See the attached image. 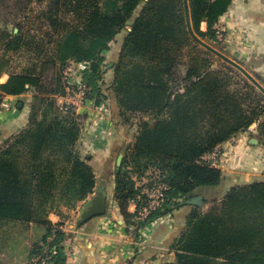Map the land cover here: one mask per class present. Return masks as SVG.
Masks as SVG:
<instances>
[{"label":"trees","instance_id":"16d2710c","mask_svg":"<svg viewBox=\"0 0 264 264\" xmlns=\"http://www.w3.org/2000/svg\"><path fill=\"white\" fill-rule=\"evenodd\" d=\"M232 1L189 0L195 33L215 40L216 26ZM51 3L58 11L50 20L58 37L55 55L61 71L69 61L90 62L85 74L91 88L88 100L96 107L105 102L109 119L126 134L135 128L130 114L150 112L157 119L153 125L145 120L136 125L135 142L128 144L122 164L112 172L114 197L127 224H135L129 206L140 194L129 164L143 171L157 167L164 176L159 181L168 186L167 200L138 228L158 216L174 218L176 210L186 211L171 245L175 261L164 264H264V181L231 186L211 201L203 198L205 205L210 203L207 210L196 195L198 189L216 187L223 180L222 169L205 155L255 123L264 147V94L249 81H239L231 65L215 66L213 54L188 30L184 0ZM63 10L71 19L61 15ZM5 38L0 77L9 65L7 52L21 46V28ZM114 45L119 51L116 59H109ZM184 55L190 57L187 63ZM61 71L58 85L49 91L56 100L46 96V85L33 72L10 73L0 83V95L37 92L25 127L0 146V223L33 221L47 229L42 242L55 233L53 243H60L65 234L60 224L48 219L49 213L90 197L102 166L96 153L78 148L79 120L87 113L64 111L57 101L65 94ZM105 77H111V93L104 90ZM239 82L244 85L235 89Z\"/></svg>","mask_w":264,"mask_h":264},{"label":"crops","instance_id":"0c3cea01","mask_svg":"<svg viewBox=\"0 0 264 264\" xmlns=\"http://www.w3.org/2000/svg\"><path fill=\"white\" fill-rule=\"evenodd\" d=\"M204 25L206 26V23H203L202 29L206 30ZM218 25L225 28L228 37L226 54L218 50L240 63L250 73L259 75V81L264 86V0H233ZM249 44H252V48ZM33 95L32 91L18 95L17 110L0 119V146L12 140L27 124ZM86 117L89 125L85 127L84 134L81 133L82 138L80 137L78 148L82 152L96 153V160L102 165L99 171H96V190L90 198L105 187L108 209L106 214L94 217L81 226L77 225L79 214L74 216L72 210H68L67 207L63 211L67 218L54 211L49 213L48 219L52 224H60L59 228L64 231L63 240H71L68 259L61 258L59 262L61 264L174 262L175 252L171 245L179 227L184 223L186 211L176 210L174 218L171 214H167L162 219L148 223L149 228L145 225L141 230H136L137 232L131 230V224H127L114 197L113 171L117 166L118 155L125 153L128 146L124 130L109 117H103L97 125H93L90 121L92 119L90 115L86 114ZM256 128L257 125L252 126V130ZM252 133L254 132H240L221 145L224 152L222 158L225 155L227 160H221L216 167L223 170V180L216 187L198 189V194L203 193L202 197L211 201L217 197L215 193L222 185H228L224 188L226 192L231 186L240 184L241 180L249 183L255 179L254 176L258 177L256 179L261 178L259 175L264 171V155L260 152L259 144L251 143ZM242 170L249 171L248 175H239ZM204 192H207L211 198L205 196ZM221 196L223 194L219 195ZM133 209V206L129 207L131 213ZM46 234V227L33 221L0 223V264H30L34 246L42 242Z\"/></svg>","mask_w":264,"mask_h":264},{"label":"rangeland","instance_id":"374dc122","mask_svg":"<svg viewBox=\"0 0 264 264\" xmlns=\"http://www.w3.org/2000/svg\"><path fill=\"white\" fill-rule=\"evenodd\" d=\"M57 12H58L57 9L51 3V0H0V29H2L0 31V58L6 53L5 45L7 43L6 42L7 40L5 36L9 35V38L12 37L14 33L18 32V28H21V34H22V41H21L20 48L17 51L9 50L7 52V59L9 60V65L6 68V72H4L3 75L0 77V83L6 82L9 78L10 73L33 72L36 75L40 76L43 83L46 85V91H45L46 96L53 97L54 100H56V95L50 94L49 91L58 85L59 74L61 71V64L59 63V61L56 60V55H55L56 54V51H55L56 39L58 37L56 36L57 34L55 33V28L50 20V17L52 15L57 14ZM138 12H139V8L136 11L134 17L137 15ZM61 15L65 19H71V16L67 14L66 10H63L61 12ZM134 17L130 20V24H132V22L134 21ZM204 27L205 29L207 28V26L205 25ZM216 29L217 30L219 29L220 32L224 33V36H226V39L221 41L218 39L217 34H216L215 40H211V41L205 40V41L211 44L214 48L219 49L222 53L226 54L225 53L227 52L226 42H227L228 37L226 35L225 28L223 26L217 25ZM120 37H122V35ZM224 42L225 44H223ZM117 45H114L113 49H111V51L108 53L107 56L109 59H116L115 55H117L119 51L117 50L118 48ZM251 45H250V48H252ZM247 48L249 47L247 46ZM187 51L192 52V50H187ZM187 51L185 53H187ZM183 59H184V62L187 63L190 60V57H188L187 55H184ZM213 60L215 62L216 67L228 64L222 58H220L219 56L215 54H213ZM182 69L184 71L185 67H183ZM107 71L110 72L111 68L107 69ZM237 71L240 75L238 76V80L239 79L247 80L252 85H254L253 82L250 81L243 73H241L239 70ZM62 72H63V69L61 71V74ZM251 74L256 79H258L257 76L254 75V73H251ZM62 77H63V74H62ZM110 81H111V77H105L104 85L106 87L104 88V90H106L108 93H111V90L109 89ZM242 85L244 84L239 82L238 84H235L233 86L235 89H240L242 88ZM254 87L259 90V88H257L255 85ZM31 91L34 95L35 93H37L35 89ZM3 96L4 95H0V100ZM18 100H19L18 95H10L9 107L1 108L0 106V119H3L4 117L8 116L11 111L17 110ZM57 101H58V98H57ZM86 113L87 115H90V117L93 116L92 119L90 120L93 123V125H97L100 122L98 113H96L94 110L89 109L88 107ZM130 120L132 124L135 125V128H131L129 130L128 133H130V135L126 134V130H124L125 140L128 142L129 145L135 142V138L133 137V134L139 130V127L136 125H138V123H141L145 120L144 114H140V113L130 114ZM79 121L82 125V129H85L87 124L89 125V122L87 123V117ZM82 134H81V138H82ZM251 135H252L251 137H255L259 140L258 144L261 147L260 152L264 155V147L261 144V139H260L259 133L257 132V129H256V132L252 133ZM128 148L126 147L125 149L126 152L128 151ZM223 153L219 157V162L221 160H225V161L227 160V158H225V155L222 158ZM129 167L131 169L132 176L135 179L136 185L137 184L139 185L150 184V183L159 181L163 179L164 177L162 175L161 170L158 169L157 167L151 166L145 171L133 169L132 164H129ZM248 172L249 171L242 170L239 173V175L245 176V175H248ZM261 173L262 175H259L261 176L260 179H256L258 177L254 176L255 179H253V181L251 182L258 181V180L264 181V171ZM241 181L242 182L240 184H235V185H241V184L248 183V181H245V180H241ZM227 186L222 185V187L219 188V191L218 192L216 191L215 193L217 196L216 198H219L220 194L224 195L226 193L224 191V188ZM204 194H206L205 196H207L209 199L211 198L207 192H204ZM196 195L203 196V193L198 194L197 192ZM91 198L89 197V200L87 198L85 201L79 202L78 204H76V206L68 208V210H72L71 212L74 213V216H77L78 214L80 215L82 209L87 204H89ZM209 206H210V203L204 205L203 209L207 210ZM64 208L65 207H62L59 211H55V212L59 214H63V218L64 217L67 218L66 213L65 214L63 213ZM160 218L162 219V217L158 216L156 217V220ZM72 221L74 222L75 220H72ZM146 228H149V227H147L146 225Z\"/></svg>","mask_w":264,"mask_h":264},{"label":"built area","instance_id":"2783aa9c","mask_svg":"<svg viewBox=\"0 0 264 264\" xmlns=\"http://www.w3.org/2000/svg\"><path fill=\"white\" fill-rule=\"evenodd\" d=\"M217 37L219 40L226 39L224 33L218 29ZM225 44V42L223 43ZM91 63L88 61H69L63 67V83L65 87V94L58 96V103L64 111L79 113L80 107H85L94 110L98 113L99 120L103 117H109V108L104 102L101 106L96 107L88 100L90 86L85 80V74L90 70ZM10 95H4L0 100V106L9 107ZM93 117V116H92ZM91 117V118H92ZM256 125L253 124L252 126ZM252 126L248 129L249 132H256L252 130ZM84 129L82 133L84 134ZM223 153L221 146L213 152L204 156V159L209 161L213 166L219 164V157ZM140 194L131 200L130 206H133V221L135 224L130 225L131 230H141L138 228V223L149 220L151 216L161 209L167 200L168 186L165 182L156 181L150 184L139 185ZM129 206V207H130ZM156 220V219H155ZM143 234V233H140ZM142 237V236H141ZM55 233L47 238L46 242L40 243L38 249L31 255L30 264H61L60 258L68 259L69 244L71 240H62L60 243H53ZM65 246V247H64ZM67 247V248H66Z\"/></svg>","mask_w":264,"mask_h":264},{"label":"water","instance_id":"95a60500","mask_svg":"<svg viewBox=\"0 0 264 264\" xmlns=\"http://www.w3.org/2000/svg\"><path fill=\"white\" fill-rule=\"evenodd\" d=\"M184 6L186 11V18H187V24H188V30L192 37L206 50L212 52L213 54L219 56L222 58L225 62H227L229 65L235 67L237 70H239L241 73H243L250 81L253 82V84L259 88V90L264 94V86L260 83L258 79H260L259 75H256L258 79H256L244 66H242L240 63L235 61L234 59L223 55L218 49L214 48L211 44L207 43L204 39L200 38L194 31L192 20H191V14H190V8H189V0H184ZM112 64L109 63L108 67H111ZM21 106V104L19 105ZM85 107L82 106L79 109V114H84ZM144 119L149 124H154L157 119L154 117V115L150 112H147L144 114ZM251 143L258 144L259 140L255 137L251 139ZM124 158V153H121L117 157V166L119 167L122 164ZM198 200L200 201V205L204 206L205 203L203 201V197L199 196ZM108 204H107V191L105 187H103L100 191L95 193L93 197L90 199L89 204H87L81 211L79 217L77 218V225L81 226L94 217L101 216L107 213Z\"/></svg>","mask_w":264,"mask_h":264}]
</instances>
